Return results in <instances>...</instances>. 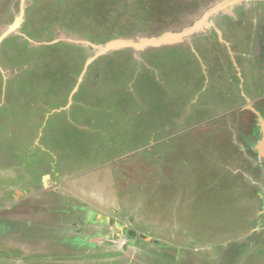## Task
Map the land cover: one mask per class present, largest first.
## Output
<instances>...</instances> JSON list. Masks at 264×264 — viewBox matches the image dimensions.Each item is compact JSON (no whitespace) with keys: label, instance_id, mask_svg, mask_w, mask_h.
<instances>
[{"label":"rangeland","instance_id":"obj_1","mask_svg":"<svg viewBox=\"0 0 264 264\" xmlns=\"http://www.w3.org/2000/svg\"><path fill=\"white\" fill-rule=\"evenodd\" d=\"M224 1L0 0V264H264L263 0L96 56Z\"/></svg>","mask_w":264,"mask_h":264},{"label":"crops","instance_id":"obj_2","mask_svg":"<svg viewBox=\"0 0 264 264\" xmlns=\"http://www.w3.org/2000/svg\"><path fill=\"white\" fill-rule=\"evenodd\" d=\"M261 99H262V97H260ZM246 99H248V98H246ZM253 131V130H252ZM258 132H259V138H255L256 137V135L258 134ZM254 135V136H253ZM241 144H243L242 146L243 147H241V148H239V147H237V150L235 149L234 150V148H232V152H234V154H232V157L235 159V161L237 162V159L235 158V156L234 155H236V152L237 153H239V155L240 154H248V155H250V157H246L245 159H244V161H246L245 163H247L248 162V164H246V169H244V168H242V167H239V166H242V165H239V166H236L235 168H233L235 171L236 170H238V172H240L243 176H247V172L248 171H250L251 173H252V175H248L249 177H260V178H264V175L262 174V173H260V171L262 170V168L264 169V129H263V126H262V128H260V129H258V130H256V134H252V132L248 135V137H246V138H244V140L242 141V143ZM237 146V145H236ZM232 147H233V144H232ZM247 156V155H246ZM255 160L256 161H258V163L257 164H254L253 165V162H255ZM254 168H255V170H257V171H254V172H252V170H254ZM233 169H232V171H233ZM58 172V171H57ZM46 173H48L49 175H48V177L50 178L51 176H53L54 177V175L53 174H55V172L54 173H52V172H49V171H46ZM45 172L41 175V177H43V179H45V174H46ZM58 174V173H57ZM58 176H59V174H58ZM58 184L59 185H61L60 184V182H59V177H58ZM43 187V188H42ZM16 190V191H15ZM37 190H40L38 193H30V191L26 194V195H28V194H33L34 196L33 197H37V196H39L41 193H45V192H47V191H45V189H44V183H43V180L42 179H40V184L38 185V189ZM9 191H11V192H14V193H12V197L14 196H16L18 193H20L22 190L20 189L19 190V188H10V190ZM55 191L56 190H54V193H55ZM1 202H4V201H1ZM13 202V201H12ZM17 204V203H16ZM16 204H14V203H11V205H8V206H6V207H2L1 205H0V210L1 209H8V208H11V207H13V206H15ZM5 205V204H4ZM21 222V221H20ZM22 222H23V220H22ZM21 222V223H22ZM76 237V236H75ZM75 237H65L64 238V241L62 242V240H61V242H62V244H64V245H67L68 247H70V249H73V247L74 248H76L77 246H76V238ZM84 238H86V237H84ZM92 237H90L89 238V241H92V239H91ZM81 239V238H80ZM82 241L83 242H86V239L84 240V239H82Z\"/></svg>","mask_w":264,"mask_h":264},{"label":"water","instance_id":"obj_3","mask_svg":"<svg viewBox=\"0 0 264 264\" xmlns=\"http://www.w3.org/2000/svg\"><path fill=\"white\" fill-rule=\"evenodd\" d=\"M243 1H246V0H227V1H224L222 3H219L218 5L211 8L209 11H207L200 22H198L196 25H194L191 28L183 30L179 34H170V35H165V36L158 37V38L143 39L140 41V43H137L134 39L117 38V39L110 40L107 44H105L103 46H97L96 47L97 48L96 56L103 55L105 53H109V52L114 51L116 49H121L123 47L140 48V47H146L147 46L150 48L152 46H157V45H160L162 43H167V42L173 41L175 39H179L180 37L192 32L194 29H197L198 27H200L201 23L203 22V19L207 15H212L217 11L218 12L224 11L225 9H228L229 7H233L234 5H237ZM14 28H15L14 26H11L10 29H14Z\"/></svg>","mask_w":264,"mask_h":264},{"label":"flooded vegetation","instance_id":"obj_4","mask_svg":"<svg viewBox=\"0 0 264 264\" xmlns=\"http://www.w3.org/2000/svg\"><path fill=\"white\" fill-rule=\"evenodd\" d=\"M262 2H264V0ZM243 16L244 17L241 18V21H243V19L245 20L247 17L248 18L251 17V14L248 13L247 15H243ZM228 17H230V16H227V18H225L224 23H223V27H224L225 31H222V30L221 31L223 32V34H225L224 32H226V34H229V35H226V37L230 38V37H232V29L234 28V24H235V22L232 23V18H234V21H236L237 15L232 14L230 17V20L228 19ZM262 19H264V14H263ZM222 21H223V19H222ZM236 22H238V21H236ZM215 32H216V30H215ZM262 44H263V48H264V42H262ZM262 100H264V99L262 98Z\"/></svg>","mask_w":264,"mask_h":264}]
</instances>
